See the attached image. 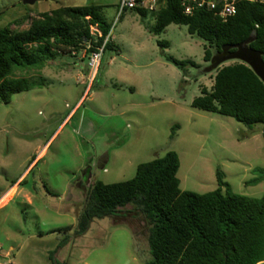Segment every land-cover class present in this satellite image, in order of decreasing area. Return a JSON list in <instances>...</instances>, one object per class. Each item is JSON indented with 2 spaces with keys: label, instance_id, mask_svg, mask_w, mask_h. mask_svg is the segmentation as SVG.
I'll return each instance as SVG.
<instances>
[{
  "label": "rangeland",
  "instance_id": "rangeland-1",
  "mask_svg": "<svg viewBox=\"0 0 264 264\" xmlns=\"http://www.w3.org/2000/svg\"><path fill=\"white\" fill-rule=\"evenodd\" d=\"M115 1L0 0V26L15 28L60 4H96L112 43L93 73L85 63L87 43L57 51L38 69L41 83L0 100V195L17 181L0 196V264H142L149 257L148 222L128 203L92 218L80 234L58 227L74 224L91 181L130 177L137 162L167 149L177 154L181 189H212L218 167L232 191H264V179L253 182L264 168L260 125L190 105L200 86L212 82L215 68L203 69L206 42L183 23L154 33V10L140 19L130 8L118 13ZM18 16H25L20 24L13 21ZM168 54L196 65L182 71Z\"/></svg>",
  "mask_w": 264,
  "mask_h": 264
},
{
  "label": "trees",
  "instance_id": "trees-1",
  "mask_svg": "<svg viewBox=\"0 0 264 264\" xmlns=\"http://www.w3.org/2000/svg\"><path fill=\"white\" fill-rule=\"evenodd\" d=\"M96 4H60L28 17L24 27L0 26V100L41 83L38 69L57 51H87L99 45L112 46L109 24ZM140 15L146 10L133 9ZM150 29L157 33L169 22L183 23L186 31L203 39L202 58L208 60L221 43H233L249 33L248 43L264 58V2L239 0L236 10L225 19L204 8L181 11L178 0H158ZM25 16L13 21L22 23ZM95 23L99 34L89 33ZM165 45L166 40H158ZM102 48V49H103ZM166 58L182 71L196 65L191 58ZM190 105L232 116L247 127L258 123L264 146V84L244 62L234 59L215 67L208 88L190 100ZM177 124H173L171 128ZM173 130L170 136L173 135ZM178 157L173 149L136 163L134 173L115 181H91L72 226L64 232H84L94 217L114 214L125 204L147 220L146 243L149 257L142 264H254L264 258V191L259 195L234 192L214 170L215 187L197 192L178 187ZM264 179V168L253 182ZM49 191V190H48ZM65 233L59 243L67 238ZM49 257L52 259L51 254ZM52 264H61L52 259Z\"/></svg>",
  "mask_w": 264,
  "mask_h": 264
},
{
  "label": "built area",
  "instance_id": "built-area-1",
  "mask_svg": "<svg viewBox=\"0 0 264 264\" xmlns=\"http://www.w3.org/2000/svg\"><path fill=\"white\" fill-rule=\"evenodd\" d=\"M237 1L239 0H178L181 11L184 13H189L196 8H204L212 11L222 19H225L227 16L235 12ZM249 1L264 2V0ZM157 5L158 0H116L118 13L125 8H138L144 9L146 11H153L156 9ZM88 28L90 34H99V30L95 23H89ZM103 42L104 40L99 45H95L94 48L88 50L87 52L85 63L90 73H93L97 66L103 48Z\"/></svg>",
  "mask_w": 264,
  "mask_h": 264
},
{
  "label": "water",
  "instance_id": "water-1",
  "mask_svg": "<svg viewBox=\"0 0 264 264\" xmlns=\"http://www.w3.org/2000/svg\"><path fill=\"white\" fill-rule=\"evenodd\" d=\"M21 1L30 3L34 0ZM253 38L254 34L249 33L236 42L221 43L219 49L211 52L203 69L209 71L227 59H238L247 64L264 84V58H262V52L248 44ZM254 264H264V258Z\"/></svg>",
  "mask_w": 264,
  "mask_h": 264
},
{
  "label": "crops",
  "instance_id": "crops-1",
  "mask_svg": "<svg viewBox=\"0 0 264 264\" xmlns=\"http://www.w3.org/2000/svg\"><path fill=\"white\" fill-rule=\"evenodd\" d=\"M115 4H116V1H115ZM19 178V177H18ZM13 182V184H11L10 186H9V184L7 185V187L4 189V191L2 192V194L5 192V190H7L6 191V193H5V195L7 194V193H10L11 191H12V189L14 190L15 188H16V186H14V185H16L17 184V181H12ZM1 194V195H2ZM0 195V196H1ZM12 247V245H8V248L10 249ZM7 253V250H5L2 254H6Z\"/></svg>",
  "mask_w": 264,
  "mask_h": 264
}]
</instances>
